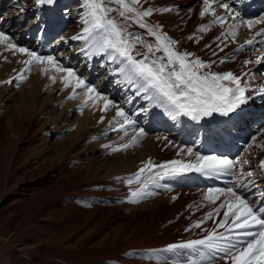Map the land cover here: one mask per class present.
Masks as SVG:
<instances>
[{
  "label": "bare ground",
  "instance_id": "bare-ground-1",
  "mask_svg": "<svg viewBox=\"0 0 264 264\" xmlns=\"http://www.w3.org/2000/svg\"><path fill=\"white\" fill-rule=\"evenodd\" d=\"M27 2L31 4L28 5L21 0H0V16L6 32L2 29L0 31L8 36L14 34L18 47L29 45L32 51L42 56H53L46 49L51 44L63 41L58 51L69 58V63H74L79 69V75L87 78L91 86L96 85L100 90H105L107 94L103 96H107L117 106L123 108L136 121L134 127L126 129L125 135V131L119 130V125L114 122L116 109L110 107L107 112H102L104 101L99 98L94 102L84 103L87 99L84 89L76 90L74 95L84 104L77 106L75 103L67 102L69 95L73 93L74 82L65 94L56 97L55 94L60 90L61 84L50 87L46 77L54 76L56 79H62L64 74L53 72L46 65L33 63L35 69L39 71H35L31 80H28L29 77L28 81L21 79L24 84L18 85L19 76L25 74L20 70L25 67L22 61L26 60L27 56L18 52L13 53L7 49V46L0 45V80H3V83L7 81L6 88L0 90V100L7 95L2 110L8 118L7 123L0 122V127L8 129L6 135L15 137L19 134V127L24 128L37 119L39 127L35 132L40 141V148L34 149L33 152L39 160L47 162L52 174L57 177V181L47 187L44 191L46 194L42 197L47 198L46 195H52L50 199L53 198L51 201L54 202L56 196L64 198L68 195L70 202L74 204L73 207L78 209L72 214L73 220L82 222L84 241L82 247L86 241L98 239L94 247L87 249V246L82 250L80 254L82 264H109L111 261L114 263V260L117 264L133 262L136 264L141 257L144 261L140 264H186L187 250H181L180 255L162 250L169 244L203 238L207 230L214 228L217 222L223 219V211L226 209H221L220 214L205 220L200 228L192 227L223 200L221 198L215 205H209L203 199L208 190L223 188L224 183L234 187L236 183L234 175L227 173L206 176L195 171L179 173L158 181L159 186L155 185L151 192H161L159 197L148 196L134 203V206L131 205L132 207L123 206L125 204L117 205L120 203V195L127 188L138 185L136 183L128 185L125 181L134 177L144 162L151 160L154 165H159L172 160H182L185 163L194 161L195 155L181 153L184 148L191 147L194 153H199L201 156L227 157L234 161L248 160V164L238 163L233 169L236 173L241 170L255 173L253 177L246 178L249 183L238 191L250 201L255 200V207L264 206L260 203L258 194L264 183V178L259 173V162L264 159V137L261 138L263 136L261 134L259 135L261 137L256 136L258 139L255 144L251 142L252 137L248 145L242 144V141L235 143L236 139L243 140L249 131H254V126L255 128L259 126L256 122L253 124L256 114L252 113L251 106L253 101L259 102L261 98L264 100V95L259 94L258 91L260 86L264 85V65L257 64L260 67L250 71L251 63L245 65L244 61H256L257 55L260 54L257 50H264V35L257 36L253 45H245L241 51L236 50L245 40L252 38L257 31L264 28V23L255 25L251 31L244 26L238 27L235 38L227 34L229 25L233 23L239 24L241 20L247 18L258 20L264 17V0H222L239 12L236 20L230 17L223 25L213 24L215 16L211 13L204 17L200 16L204 7L203 0H187L183 4L188 7L183 9H178L177 0H141L140 2L141 9H153L152 15L146 17L145 21L153 26L159 25L162 33L177 41L174 46L176 51L194 53L205 62H215L212 71H231L250 81V91L246 92L249 100L239 114H232L228 124L221 123L220 119L223 117L215 114L218 126L209 131L197 130L194 120H189L186 116H181L177 120L171 119L162 108L144 100L143 94L137 96L134 89L126 84L117 83L121 77L118 74L114 75L113 70L119 65L113 64L105 55L89 57L85 54L87 49L81 51L84 42L72 40L71 37L80 34L85 26L82 19L85 12L82 7L83 0H53L52 4H47L46 9L42 8V5H37L35 0ZM107 2L109 7L114 9L118 7L112 0ZM213 7L215 15H227L224 9L216 5ZM162 8L174 9L175 13L156 11ZM109 16L122 25L125 23L117 12H112ZM128 24V31L141 36L147 42H155L154 37L148 36L145 29L139 28L131 21H128ZM205 24L209 25L208 30L198 31ZM60 31L62 33L58 35ZM17 32L19 34H16ZM222 33L224 35H221ZM189 36L193 39L189 40ZM227 39L232 43L229 44ZM145 51L146 48L138 44L133 55ZM156 56H163V52L156 53ZM220 59H226V62L221 64ZM57 60L64 67L66 66L65 62ZM44 68H48L45 77L40 76V71ZM215 68L217 70H214ZM252 89L254 91H251ZM129 100L131 103L128 102ZM80 114L83 115L82 118H79ZM73 116L75 117L72 121ZM260 128L256 129L257 132L264 126ZM140 129L144 130L145 135L139 137L137 143L126 149L110 152L108 151L110 146H104L113 136L120 140L119 144H129ZM116 130L119 133L112 135ZM9 142L10 140L6 143ZM246 153L252 154L253 158H246ZM62 159L61 164L70 165L77 162L82 164L74 169L75 175L72 181L64 182V178L59 177L62 168L59 167L61 164L58 166L57 164ZM81 168L82 176L78 175ZM0 170L5 182L4 188L8 178L17 176L18 168L13 162L5 160L1 163ZM36 180L37 183L41 182L40 179ZM70 191L72 194H68ZM6 193L4 190L0 195V227L6 222H15L12 217L17 212L15 206L18 201L3 204L7 200ZM74 198H78L77 203L74 202ZM41 205L39 203L37 209L35 207L34 215L32 210L31 214L28 212L29 215L34 218L36 215H43L46 212V205ZM126 208L130 211H125ZM130 218L141 219V223L135 224ZM155 229L164 233L167 231L166 237L156 238L157 232L152 231ZM185 229H189L191 233L184 234ZM217 231L222 232L224 229L219 228ZM55 256L57 258L53 260V264L65 261L62 260V256L58 254ZM72 257L76 258L74 254ZM214 264H226V262L218 259ZM227 264H230V261Z\"/></svg>",
  "mask_w": 264,
  "mask_h": 264
},
{
  "label": "snow or ice",
  "instance_id": "snow-or-ice-1",
  "mask_svg": "<svg viewBox=\"0 0 264 264\" xmlns=\"http://www.w3.org/2000/svg\"><path fill=\"white\" fill-rule=\"evenodd\" d=\"M112 2L118 7L115 9L109 7L107 0H83L82 7L85 12L82 19L85 26L80 34L71 39L84 42V48L81 51L87 49L85 52L87 56L105 55L113 64L119 65L113 70L114 75L118 74L121 77L117 81L118 84H126L134 89L137 96L143 94L144 100L162 108L173 120L186 116L198 121L202 117H211L214 114L230 117L232 114L238 115L243 106L248 103L249 96L246 92L250 91V81L244 80L241 75L231 71H212L215 62H205L196 57L194 53L176 51L174 46L177 41L162 33L159 25L153 26L145 21L146 17L152 15L153 9H141L139 7L141 0H112ZM203 2L204 7L200 16L213 14L215 16L213 24L223 25L230 17L233 20L239 17V12L222 0H203ZM35 3L37 5L52 4L53 0H35ZM213 5L224 9L227 15H215ZM156 11L170 12L172 9L162 8ZM112 12H117L125 23L122 25L111 18L109 14ZM128 21L145 29L148 36L154 37L155 42H147L141 36L128 31ZM261 23H264V17L260 20H241L239 24L229 25L227 34L235 38L238 27L244 26L251 31L255 25ZM208 28L209 25L205 24L198 31L205 32ZM260 35H264V28L257 31L252 38L245 40L236 51L243 50L245 45H253L256 37ZM188 39L191 40L193 37L189 36ZM5 43L9 51L27 56V59L22 61L25 67L20 70L21 72L28 71L33 63L48 65L53 72L65 74L62 78L64 87H71L74 82L73 95L69 96V99L74 98L76 90L84 89L87 94L84 103L94 102L99 98L104 101L102 112H107L110 107L116 109L114 122L119 125V130L125 131V135L128 127L135 126L136 121L123 108L117 106L107 96L101 95L95 87L78 75L76 70L64 67L54 56H42L35 51L18 47L11 41V37L0 31V44ZM138 44L146 48V51L137 52L134 56L133 51ZM205 47L208 46L205 45ZM257 51L260 54L257 55L255 62L264 65V50L258 49ZM158 52H163V56H156ZM137 56L143 58L137 59ZM225 62L226 59L219 60L221 64ZM249 63L251 61H244L245 65ZM46 71L48 68L42 69V72ZM19 78L24 79L25 77L21 75ZM50 79L55 81L54 76ZM258 91L259 94L264 95V85H261ZM128 102L131 103V100ZM101 121H103V116H101ZM143 135H145L144 130L140 129L129 144L113 148L112 151L130 147L137 143L138 138ZM181 153L189 156L195 155V160L189 163L172 160L159 165H154L151 160L144 162L134 177L125 181L128 185L134 183L139 185L130 192L128 201L137 203L141 199L154 195L155 193L148 190L151 185L159 186V180L183 172L195 171L206 176L231 173L236 177V183L234 187L209 189L203 197L212 205H215L216 201L221 198L223 200L192 227L200 228L205 220L220 214L221 209H226L223 211V219L219 220L214 228L207 230L201 239L169 244L162 251L180 255L181 250H187L186 264H214L218 259L224 260L226 264L229 261L230 264H264V206L255 207V200L250 201L247 196L238 191L249 183L246 178L253 177L255 173L243 170L239 173L233 172L236 164H248L249 161L201 156L199 153H194L191 147L182 149ZM259 168L264 170V159L260 160ZM259 196L260 203L264 204V191H260ZM219 228H223L224 231H217ZM188 230L185 229V231Z\"/></svg>",
  "mask_w": 264,
  "mask_h": 264
},
{
  "label": "rangeland",
  "instance_id": "rangeland-1",
  "mask_svg": "<svg viewBox=\"0 0 264 264\" xmlns=\"http://www.w3.org/2000/svg\"><path fill=\"white\" fill-rule=\"evenodd\" d=\"M27 1L30 0H21V2H26L28 5H30L31 3ZM186 1L187 0H177L179 7L178 9H183L188 7L183 4ZM172 13H175L174 9H172ZM61 33L62 32L60 31L58 35H60ZM16 34L19 33L17 32ZM12 39L15 40L14 38ZM228 43L231 44L232 42L228 40ZM25 48L30 50L28 46H25ZM52 48L53 46L49 47L47 50L50 51ZM249 67H250V71L251 70L253 71L255 68H259L260 65L257 66V63L252 60L251 65ZM214 70H217V68H215ZM35 71H36L35 67L32 69L30 68L28 71H24L25 76L24 75L22 76H24L25 77L24 79L26 80L28 77H29L28 80H31V78L34 77ZM22 73L20 72V74ZM48 75L50 76V73ZM40 76L45 77V75L41 71H40ZM48 79L52 85V86L50 85V87L59 85L58 84L59 82L56 81L53 82V80H51L50 77ZM6 82L3 83V80H0V90L6 88L5 87V85H7ZM22 83L23 81H21V79L20 82H17L18 85L19 84L21 85ZM60 84H61L59 86L60 90L55 94L56 97H58V95L65 94L68 88H70V87H64V85H62L63 83ZM71 94L73 95V93ZM75 98L77 99L76 96ZM4 99L0 100L1 101L0 122L7 123L8 122L7 115H4V111L2 110L4 104H6V101ZM262 100L263 99L261 98L259 102L253 101L252 103L251 111L252 113L256 114V118H253L254 119L253 124L254 122H256V124L259 125L264 123V121H262L264 117V100L263 101ZM70 101L71 103L73 102L75 103V99H70L67 102ZM78 105L79 104H77V106ZM79 116H80L79 118L83 117L82 114H80ZM74 117L75 116L72 117V121ZM37 123L38 122L36 119V121L30 122V124L24 128L19 127L18 128L19 134L16 135L15 137H13V135H8V134L6 135L8 129L4 127L2 128L0 127V133H1L0 134V165L1 163L5 162V160H7L9 162H13L14 165L18 168L17 170L18 173L16 174L17 176L14 178H8V183L4 188L3 186L5 182L3 181V175H1L0 172V195L3 193L4 190L5 192H7L6 193L7 200L4 201L3 204H9L11 203V201L12 202L18 201L15 206V210L17 212L14 213L13 214L14 217H12V220L15 222L12 223L6 222L0 227V264H4V263L5 264H53V260L57 258L55 256L57 254L59 256H62V260H65L64 262H60V264H82V258L80 257L82 250L87 246H88L87 249L94 247V245L96 244L95 241L98 242V239L88 240L85 242V244L82 247V243L84 242L82 240V222L73 220L72 214L75 213L78 209L76 207H73L74 204L70 202V198L68 197V195L65 196L64 198H61L60 196H56L54 198L55 199L54 202H52L53 200L51 201V199L53 198L50 199V196L52 197V195H46L47 198L42 197L43 195L46 194L44 193V191L47 189V187L57 181V177L54 174H52V170L49 169L47 162L44 160H39L36 156V153L33 152L34 149L40 148V141L38 137H36L37 132H35L36 128L39 127ZM263 126L264 125H261V127ZM253 130L254 131H249L246 137L243 138V140L236 139L235 143H240L242 141L241 142L242 144L248 145L252 137L251 142L255 144L256 143L255 141L258 139L256 138V136L261 137L259 136L261 134L263 135L261 138L264 137V133H262L264 132V128L262 130H259L261 131L259 134H257L259 131L257 132V130H255V126L253 127ZM70 131L72 132V130ZM117 133L119 132H117L116 130L115 132H113L112 135ZM113 138L108 141L110 144L108 142L106 143L108 146H110L108 147L109 149L107 148L108 151L110 150V152H113L112 151L113 147L119 148L120 147L119 145H121V143L120 144L118 143L120 142V140L116 138V136H113ZM9 140L10 142L6 143ZM106 144H104V146ZM111 145L114 146L111 147ZM115 145H117L118 147H116ZM244 145L242 148H244ZM250 157L253 158L252 154L246 153V158H250ZM62 161L63 159L58 162L57 166L60 165ZM81 165H82L81 162L73 163L70 165L65 163L61 164L59 167L62 169L59 171V175H60L59 177L64 178V182H66V180L72 181L75 175L74 169H76ZM78 175L82 176V168L80 169ZM36 179H40L41 182L37 183ZM262 184L263 186L261 191L264 190V183ZM137 187H139V185H136V187L127 188L126 191L120 195L119 198L120 203H117V205L119 204V206H122L123 204H125L123 206H129V207L131 205L134 206V203H130L128 201V197L130 195V192L134 191ZM154 188L155 185H151L148 190L153 191ZM71 192L72 191H70L68 194H72ZM154 193H155L154 197L156 195L157 197L161 195V192H154ZM37 201L40 204H42L41 206L46 205L45 206L46 212L41 216L36 215V217L34 218L31 217L29 213L31 214L30 211L32 210L33 213L32 215H34L35 212L33 211H36L35 207L37 209L39 204ZM77 201L78 198H74V202L77 203ZM207 203L210 205L208 201ZM125 211L129 212L130 210H127L126 208ZM137 219L138 218L136 219L130 218V221H133V223L135 224H138V222L141 223V219L140 220ZM125 223L127 222L125 221ZM156 229L152 230L154 232H157L155 236L156 238L161 239L162 237L163 238L166 237L165 234L167 235L166 233L167 231L164 233V231L159 229L157 231ZM159 233H162L164 236ZM183 233L190 234L191 232L185 231ZM72 254L76 256L75 259L72 257ZM7 260H9L8 261L9 263H7ZM143 261L144 259L141 257L138 259L136 264L137 263L140 264V262ZM115 263L116 262L114 260V263L113 261H111L109 264H115ZM132 264H134V262Z\"/></svg>",
  "mask_w": 264,
  "mask_h": 264
}]
</instances>
